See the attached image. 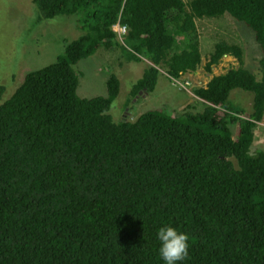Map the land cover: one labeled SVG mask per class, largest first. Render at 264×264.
<instances>
[{
	"label": "trees",
	"instance_id": "1",
	"mask_svg": "<svg viewBox=\"0 0 264 264\" xmlns=\"http://www.w3.org/2000/svg\"><path fill=\"white\" fill-rule=\"evenodd\" d=\"M32 1L40 18L75 15L83 32L12 94L0 77V264H163L164 224L189 236L184 264H264V149L252 150L264 116V0ZM225 15L253 30L258 70L244 66L242 45L217 41L206 69L225 55L239 65L194 88L202 110L117 120L114 72L106 95L78 93L75 65L103 46L149 60L134 96L154 90L161 69L197 70V19ZM235 88L253 93L251 111L230 99Z\"/></svg>",
	"mask_w": 264,
	"mask_h": 264
},
{
	"label": "rangeland",
	"instance_id": "2",
	"mask_svg": "<svg viewBox=\"0 0 264 264\" xmlns=\"http://www.w3.org/2000/svg\"><path fill=\"white\" fill-rule=\"evenodd\" d=\"M77 24L75 15L40 18L32 0H0V77L7 84L6 94L13 93L28 71L55 61L65 42L82 34ZM197 27L202 51V62L197 70L171 78L161 69L155 89H142L134 96L132 84L142 76L149 60L144 56L139 61L130 59L127 48L119 44L110 48L103 46L75 65L80 73L78 93L84 97L106 95L107 79L114 72L121 81L119 96L112 106L117 120H134L150 108H165L175 115L185 110H202L207 103L194 93V88L206 85L214 74L239 65L235 57L225 55L208 71L205 64L215 43L227 40L242 45L243 64L254 73L258 70L261 50L253 30L230 15L197 19ZM230 99L246 112L252 110L251 91L235 88ZM232 130L235 136L237 125H232ZM257 149H264V116L255 127L252 150Z\"/></svg>",
	"mask_w": 264,
	"mask_h": 264
},
{
	"label": "clouds",
	"instance_id": "3",
	"mask_svg": "<svg viewBox=\"0 0 264 264\" xmlns=\"http://www.w3.org/2000/svg\"><path fill=\"white\" fill-rule=\"evenodd\" d=\"M158 254L163 264H184L189 256V236L169 224L160 226L155 233Z\"/></svg>",
	"mask_w": 264,
	"mask_h": 264
},
{
	"label": "built area",
	"instance_id": "4",
	"mask_svg": "<svg viewBox=\"0 0 264 264\" xmlns=\"http://www.w3.org/2000/svg\"><path fill=\"white\" fill-rule=\"evenodd\" d=\"M114 30L116 32H118L119 36H121L123 33L126 32V27H125V25L117 23V24L114 25Z\"/></svg>",
	"mask_w": 264,
	"mask_h": 264
}]
</instances>
